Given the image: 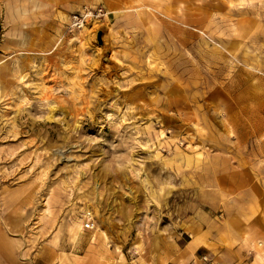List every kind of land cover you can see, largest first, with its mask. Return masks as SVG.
<instances>
[{
    "label": "rangeland",
    "instance_id": "rangeland-1",
    "mask_svg": "<svg viewBox=\"0 0 264 264\" xmlns=\"http://www.w3.org/2000/svg\"><path fill=\"white\" fill-rule=\"evenodd\" d=\"M252 214L264 223V0H0L10 256L179 263Z\"/></svg>",
    "mask_w": 264,
    "mask_h": 264
},
{
    "label": "crops",
    "instance_id": "crops-1",
    "mask_svg": "<svg viewBox=\"0 0 264 264\" xmlns=\"http://www.w3.org/2000/svg\"><path fill=\"white\" fill-rule=\"evenodd\" d=\"M248 221V224L243 225V231L239 226L237 227L238 232L231 237L217 236L209 238L205 232L198 233L182 250L183 261L172 264H264V223L260 222L261 219L259 220L254 214ZM75 230L72 233L74 240L78 236V230ZM85 238V236H81L77 239L74 249L82 258L88 253L89 249L88 244H84ZM0 242V264L54 263V254L48 252L36 255L29 261L18 255L10 256L8 245L3 243L5 240L2 239ZM204 256H207L208 261L202 259ZM81 262V264H90L87 258Z\"/></svg>",
    "mask_w": 264,
    "mask_h": 264
},
{
    "label": "built area",
    "instance_id": "built-area-1",
    "mask_svg": "<svg viewBox=\"0 0 264 264\" xmlns=\"http://www.w3.org/2000/svg\"><path fill=\"white\" fill-rule=\"evenodd\" d=\"M75 18L77 19V21L80 20V18L77 17V16H75ZM84 227L86 229H93L94 228V224L92 222H87V223H85ZM202 259L204 261H207L208 260L207 256H204ZM191 264H194V263H191Z\"/></svg>",
    "mask_w": 264,
    "mask_h": 264
},
{
    "label": "water",
    "instance_id": "water-1",
    "mask_svg": "<svg viewBox=\"0 0 264 264\" xmlns=\"http://www.w3.org/2000/svg\"><path fill=\"white\" fill-rule=\"evenodd\" d=\"M98 40L100 43L102 42V33L101 32H98Z\"/></svg>",
    "mask_w": 264,
    "mask_h": 264
},
{
    "label": "bare ground",
    "instance_id": "bare-ground-1",
    "mask_svg": "<svg viewBox=\"0 0 264 264\" xmlns=\"http://www.w3.org/2000/svg\"><path fill=\"white\" fill-rule=\"evenodd\" d=\"M47 206V205H46ZM48 207V206H47ZM74 227V226H73ZM73 227H72V230H73ZM75 228V227H74ZM78 228H79V226H78Z\"/></svg>",
    "mask_w": 264,
    "mask_h": 264
}]
</instances>
